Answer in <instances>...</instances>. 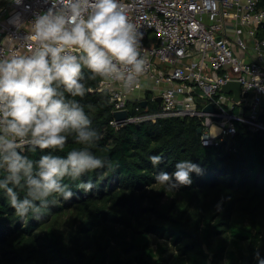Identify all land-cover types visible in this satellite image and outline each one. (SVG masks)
<instances>
[{
	"label": "trees",
	"instance_id": "obj_1",
	"mask_svg": "<svg viewBox=\"0 0 264 264\" xmlns=\"http://www.w3.org/2000/svg\"><path fill=\"white\" fill-rule=\"evenodd\" d=\"M84 71L89 91L77 99L101 133L92 150L107 156L112 167L82 175L97 182L89 192L65 178L73 186V196L43 209L41 218L31 213L20 217L0 190V264L169 263L174 256L166 254L164 243L154 242L153 234L174 245L184 264H257L256 250L264 254V132L238 122L232 137L206 145L193 116L117 127L110 123L109 95L98 89L101 77ZM78 146L69 135L65 148L56 151L66 154ZM48 150L29 155L38 158ZM158 152L165 159L154 167L150 155ZM181 158H192L204 170L192 172V184L174 194L166 192L155 172L174 171ZM165 193L169 197L163 200ZM68 211L75 213L78 223L64 238L65 232H57L55 225Z\"/></svg>",
	"mask_w": 264,
	"mask_h": 264
},
{
	"label": "clouds",
	"instance_id": "obj_2",
	"mask_svg": "<svg viewBox=\"0 0 264 264\" xmlns=\"http://www.w3.org/2000/svg\"><path fill=\"white\" fill-rule=\"evenodd\" d=\"M44 2L46 8L34 10L32 30L15 36L34 40V45L27 51L7 52L0 45V190L20 217L31 213L41 218L43 209L71 198L73 186L65 178L78 181L76 187L89 192L97 182L81 179L82 175L112 167L107 156L92 150L101 133L77 99L89 91L84 69L131 88L147 64L141 50L143 32L129 16L128 0ZM8 22L21 27L22 13L16 12ZM215 126L208 135L219 134L222 129ZM69 135L80 146L60 154L56 149L65 148ZM38 149L50 150L41 151L38 158L29 155ZM164 159L162 152L150 155L154 167ZM203 170L192 158H181L175 161L174 171L159 168L154 177L166 192L175 191L192 184L193 171ZM255 257L257 264H264L259 249Z\"/></svg>",
	"mask_w": 264,
	"mask_h": 264
},
{
	"label": "built area",
	"instance_id": "obj_3",
	"mask_svg": "<svg viewBox=\"0 0 264 264\" xmlns=\"http://www.w3.org/2000/svg\"><path fill=\"white\" fill-rule=\"evenodd\" d=\"M129 16L143 32L141 50L146 71L131 88L100 78L98 89L108 93L119 127L128 122L178 116L196 117L203 144L232 137L237 123L264 132V5L262 0H128ZM25 5H27L25 7ZM44 0H0V45L3 51H27L35 41H23L32 30L34 10ZM23 24L8 22L16 12ZM240 82V98L222 89ZM160 96V101L157 99ZM145 101V105L142 102ZM212 104L215 110L205 111ZM127 111L119 122L114 112ZM261 114H263L261 116ZM210 116L213 124L209 126ZM218 116V118H216ZM222 129L208 135L215 124ZM207 142H204L203 137Z\"/></svg>",
	"mask_w": 264,
	"mask_h": 264
},
{
	"label": "rangeland",
	"instance_id": "obj_4",
	"mask_svg": "<svg viewBox=\"0 0 264 264\" xmlns=\"http://www.w3.org/2000/svg\"><path fill=\"white\" fill-rule=\"evenodd\" d=\"M159 186H160V184L157 185V189H159ZM167 191L173 192V190H167ZM173 194H174V192H173ZM168 197H169V195L167 193H165L163 195V200H166ZM59 220H60V223H58V227H57V225H55V230L57 232H61V231H59V229L64 231L65 232L64 238H66V236L68 235L67 232L69 230H71L73 227H75V225L78 223V219L75 216L74 212L68 211V212L64 213L62 216H60ZM151 236H152L154 242H161V243H164L166 245V247H167L166 254H171L174 256V258L172 260H170V262L167 264H184V262H185L184 257L177 253L174 245H172L168 240L161 238L159 236H156L154 234ZM111 243L112 244H110V246H113L114 240H112ZM68 244L70 247L71 244L70 243H68ZM230 246H232V244H230Z\"/></svg>",
	"mask_w": 264,
	"mask_h": 264
},
{
	"label": "water",
	"instance_id": "obj_5",
	"mask_svg": "<svg viewBox=\"0 0 264 264\" xmlns=\"http://www.w3.org/2000/svg\"><path fill=\"white\" fill-rule=\"evenodd\" d=\"M222 89L225 91H233L234 93V99L237 100L240 98V82L238 80H230L226 83L223 84ZM160 101V96L157 98ZM143 105H145V101L142 102ZM205 111H212L215 110L214 106L212 104H207L204 107ZM114 115L116 117V119L121 122L122 120H124L126 118L127 115V111L125 109L123 110H117L114 112ZM263 114H261L262 116ZM216 118H218V116H216ZM198 132L201 131V126L197 127Z\"/></svg>",
	"mask_w": 264,
	"mask_h": 264
}]
</instances>
